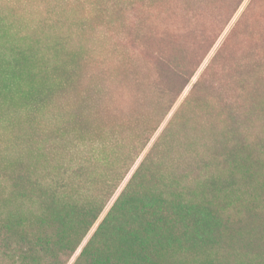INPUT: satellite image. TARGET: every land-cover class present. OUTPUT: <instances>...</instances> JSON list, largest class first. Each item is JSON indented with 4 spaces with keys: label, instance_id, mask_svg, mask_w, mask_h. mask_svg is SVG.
Here are the masks:
<instances>
[{
    "label": "rangeland",
    "instance_id": "1",
    "mask_svg": "<svg viewBox=\"0 0 264 264\" xmlns=\"http://www.w3.org/2000/svg\"><path fill=\"white\" fill-rule=\"evenodd\" d=\"M130 32L172 42L152 53L175 65L200 51L178 97ZM76 60L96 80L74 79ZM75 82L78 96L55 104ZM92 96L103 120H73L83 105L102 116ZM144 176L143 190L206 207L228 227L199 249L137 254L139 264H264L255 225H232L264 224V0H0V244L45 234L55 243L0 252V264H126L99 254L100 237ZM43 202L70 211L64 234L41 224ZM89 208L96 216L82 226Z\"/></svg>",
    "mask_w": 264,
    "mask_h": 264
},
{
    "label": "trees",
    "instance_id": "2",
    "mask_svg": "<svg viewBox=\"0 0 264 264\" xmlns=\"http://www.w3.org/2000/svg\"><path fill=\"white\" fill-rule=\"evenodd\" d=\"M129 42L130 46L143 50V60H155L154 67L156 68L158 77L160 79H167V92L172 96L178 97L185 88L190 84L193 76L197 72L201 65V61L198 59L200 51H198L189 61L175 65L181 60H177L176 63L166 60L164 57L154 55L152 53L153 47L157 45L168 46L173 48V43L170 41L159 42L155 37V34H148L140 36L134 32H130ZM179 58L182 59L187 52L181 47L178 50ZM184 61V60H183ZM195 61V63H193ZM74 66L75 78L78 81L80 79L86 81L96 80V71L93 69H86L85 63L76 60ZM55 68H59L56 66ZM103 72V71H101ZM56 77L61 80H67L71 75H62L61 73H55ZM129 75L120 76L121 81L128 80ZM136 72L133 77H137ZM66 77V78H65ZM133 80V79H132ZM129 81V80H128ZM134 81V80H133ZM132 81V82H133ZM135 82V81H134ZM76 83V82H75ZM64 86L58 91V95L55 97V104L60 102H69L79 93V84H63ZM92 103L95 106H99L101 115H96L92 111L91 106L75 107L69 111V115L73 120L79 121L81 118L101 119L105 116L103 108L101 106V99L98 97H91ZM103 103V100H102ZM60 104V103H59ZM95 111V110H94ZM102 117V118H100ZM140 171V170H139ZM140 178V177H139ZM142 187L137 190V193L127 195L124 197V193L120 196L117 204L113 208V212L118 211V222L107 234L103 233L100 237V251L101 255H109L110 259L114 262L123 260L126 264H139L136 259L137 254H143L150 260H154L155 257L166 252H178L180 248L184 249H199L204 245L207 238H211L212 235L220 227H228V224L222 222L218 216H215L211 211H208L206 207L197 206H184L181 207L178 204L161 198L156 193H152L148 188L143 190V185L147 187L151 181L144 176L142 181ZM145 183V184H144ZM143 190V191H142ZM147 191V192H146ZM51 194H56L55 191L50 190ZM123 200V202H122ZM122 202V204H120ZM43 213L40 216V222L46 225L45 228L54 232L55 234H64L70 224V211L65 208H57L58 204L52 202H43ZM120 205L121 208L120 209ZM96 216L94 210H83L82 219L87 218L82 226L89 225V219H93ZM108 221V218L100 226L103 227ZM238 221V223H237ZM232 222V225L242 226L243 224L255 225V230L258 231V236L264 237V224H256L258 218H247L245 221L239 222L237 220ZM205 222L204 226L202 223ZM50 234L40 235L33 240L24 238L20 244H0V252L10 251L15 252L18 249H24L25 251H35L37 253L47 252L53 250L55 243ZM1 243V241H0ZM46 244V245H43ZM136 249H139L136 251ZM89 249H85V254H88ZM140 252V253H139ZM156 258V259H157Z\"/></svg>",
    "mask_w": 264,
    "mask_h": 264
}]
</instances>
